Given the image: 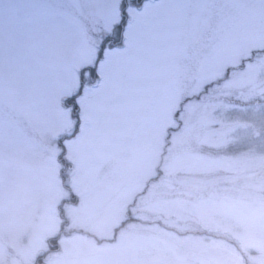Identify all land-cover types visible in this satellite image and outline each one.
<instances>
[{
	"label": "rangeland",
	"instance_id": "1",
	"mask_svg": "<svg viewBox=\"0 0 264 264\" xmlns=\"http://www.w3.org/2000/svg\"><path fill=\"white\" fill-rule=\"evenodd\" d=\"M0 264H264V0H0Z\"/></svg>",
	"mask_w": 264,
	"mask_h": 264
},
{
	"label": "trees",
	"instance_id": "2",
	"mask_svg": "<svg viewBox=\"0 0 264 264\" xmlns=\"http://www.w3.org/2000/svg\"><path fill=\"white\" fill-rule=\"evenodd\" d=\"M229 76V74L227 73L226 77L224 78V80ZM161 226H164L163 223H159ZM192 234L197 235V236H206L207 233L206 231H200V230H194V232H192ZM184 235V234H183Z\"/></svg>",
	"mask_w": 264,
	"mask_h": 264
}]
</instances>
